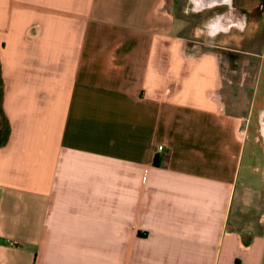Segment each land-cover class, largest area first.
Returning <instances> with one entry per match:
<instances>
[{
    "label": "crops",
    "instance_id": "obj_1",
    "mask_svg": "<svg viewBox=\"0 0 264 264\" xmlns=\"http://www.w3.org/2000/svg\"><path fill=\"white\" fill-rule=\"evenodd\" d=\"M193 7L0 0V264H264L257 68Z\"/></svg>",
    "mask_w": 264,
    "mask_h": 264
},
{
    "label": "flooded vegetation",
    "instance_id": "obj_2",
    "mask_svg": "<svg viewBox=\"0 0 264 264\" xmlns=\"http://www.w3.org/2000/svg\"><path fill=\"white\" fill-rule=\"evenodd\" d=\"M204 5H207L210 0H204ZM206 7V6H205ZM232 7L235 8V13H231L227 5H220L213 8H209L211 12L216 14L225 13L228 14L224 19L220 20L222 26H228V18L231 17L233 22L240 18H246V27L244 31H239L236 28H232L227 33H220L217 35L215 40H211L215 43L220 44V35L225 34L230 38L229 43L234 42L235 39L238 40V37L244 36L248 37V40L254 44V41L260 37V61L263 57L262 50H264V0H233ZM214 13L213 17L216 15ZM215 19H212V23H215ZM206 34V33H205ZM216 44V45H217ZM252 44V45H253ZM220 46V45H217ZM219 48V47H213ZM232 52V51H230ZM236 52V51H235ZM240 52V51H238ZM233 54V55H232ZM232 56H237L235 53H231ZM264 104V103H263ZM264 112V105L261 107L259 112V121H258V132L259 137L264 142V115L261 113Z\"/></svg>",
    "mask_w": 264,
    "mask_h": 264
},
{
    "label": "rangeland",
    "instance_id": "obj_3",
    "mask_svg": "<svg viewBox=\"0 0 264 264\" xmlns=\"http://www.w3.org/2000/svg\"><path fill=\"white\" fill-rule=\"evenodd\" d=\"M217 49L218 52L221 53V68H222V74L226 73L230 74L232 73L234 75L233 83L235 86L239 83V78H237V75L239 74L238 71H252L253 69L257 70V76L255 81V86L258 87V95L261 98H264V50H262L263 57L261 61L253 57V54L256 53L260 55V37H258L254 44H239V40L235 39L234 42L227 44V46H218ZM232 51V52H230ZM236 51V52H235ZM240 51V52H238ZM231 53H235L237 56H232ZM225 64V65H224ZM259 65V66H258ZM237 71V75H235V72ZM256 87L253 88V92H255ZM246 100V96L244 97ZM1 142V140H0ZM264 163V159L260 160L259 163ZM245 169V168H244ZM244 173V170H243ZM248 189L255 188L256 186H250L247 185ZM262 188V184L260 183V190ZM238 191V190H237ZM243 207L237 206L236 204V197L234 199L233 207H232V215L236 216L240 214L241 212L244 214ZM252 213L249 212L250 215Z\"/></svg>",
    "mask_w": 264,
    "mask_h": 264
},
{
    "label": "clouds",
    "instance_id": "obj_4",
    "mask_svg": "<svg viewBox=\"0 0 264 264\" xmlns=\"http://www.w3.org/2000/svg\"><path fill=\"white\" fill-rule=\"evenodd\" d=\"M232 2L233 0H210L206 7L213 8L220 5H227L230 12L235 13V8L232 7ZM190 3L194 5V7L192 8L193 12L201 11L205 7L203 0H190ZM161 7H163V0H161ZM226 16H228V14H216L214 17L209 18V20L203 24V29H198L197 31L205 32L206 35L213 41L215 40L217 35H219L220 33H227L232 28H236L239 31H244L246 27V18H240L233 22L231 17H229L228 26L225 27L220 24V20L224 19ZM213 18L216 21L215 23L211 22ZM261 115H264V112H262Z\"/></svg>",
    "mask_w": 264,
    "mask_h": 264
},
{
    "label": "built area",
    "instance_id": "obj_5",
    "mask_svg": "<svg viewBox=\"0 0 264 264\" xmlns=\"http://www.w3.org/2000/svg\"><path fill=\"white\" fill-rule=\"evenodd\" d=\"M157 150H158V151H162V150H163V146H162V145H161V146H158V147H157Z\"/></svg>",
    "mask_w": 264,
    "mask_h": 264
},
{
    "label": "water",
    "instance_id": "obj_6",
    "mask_svg": "<svg viewBox=\"0 0 264 264\" xmlns=\"http://www.w3.org/2000/svg\"><path fill=\"white\" fill-rule=\"evenodd\" d=\"M204 1V0H203ZM206 6V5H205Z\"/></svg>",
    "mask_w": 264,
    "mask_h": 264
}]
</instances>
